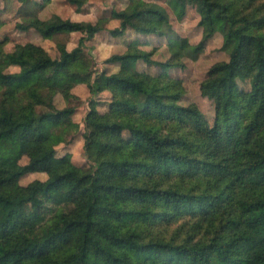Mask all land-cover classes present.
<instances>
[{"label":"trees","instance_id":"1","mask_svg":"<svg viewBox=\"0 0 264 264\" xmlns=\"http://www.w3.org/2000/svg\"><path fill=\"white\" fill-rule=\"evenodd\" d=\"M168 1L180 19L189 6L202 21L215 17L224 47H232L200 83L214 118L196 102L182 103L184 81L169 72L197 58L209 34L196 45L167 38L170 55L157 58L170 15L156 2L129 0L113 11L120 25L111 34L137 38L107 58L118 71L92 80L94 92L110 98L107 112L92 107L85 117L90 170L60 161L54 150L81 104L40 110L58 93L75 97L72 68L82 47L62 45L56 59L33 42L6 53L0 40V62L7 55L24 66L7 76L0 70V264H264V0ZM37 28L45 39L101 30L61 17ZM140 62L160 72L142 71ZM50 67L47 89L42 74ZM21 90L28 100L16 117L9 97ZM40 164L47 179L22 184Z\"/></svg>","mask_w":264,"mask_h":264},{"label":"rangeland","instance_id":"2","mask_svg":"<svg viewBox=\"0 0 264 264\" xmlns=\"http://www.w3.org/2000/svg\"><path fill=\"white\" fill-rule=\"evenodd\" d=\"M164 6L171 20L172 29L163 40L162 53L157 58L166 60L170 55L167 49V38L187 39L190 45L200 43L206 34L209 37L205 41L202 53L197 57H185L186 67L171 68L170 74L182 78L186 86V93L182 99L183 104L196 102L207 118L212 121L214 118V102L203 97L200 90V83L205 79L207 71L216 62L228 60L232 47H224V34L222 27L215 17L208 21H202L195 7L189 6L183 18H178L176 12L168 0H149ZM129 0H87L75 5L68 0H0V40H6V53L12 52L14 45L36 42L44 46L46 50L56 59L62 58L61 46L68 50L78 46L82 47L79 54V61L72 68V76L76 85L72 88L75 95L70 101L62 94L55 95L52 102L43 105L41 112L62 109L66 105L79 106L78 112L67 118L64 123L71 128V134L66 141L54 148L56 156L64 163L74 164L84 170L92 169L84 149V123L85 117L92 107L101 112H107L106 102L110 98L108 91L94 92L92 80L97 73L107 71L109 73L119 70L118 64L108 63L106 60L113 53L118 52L131 39L137 38L132 31L120 36H113L111 31L120 25V21L113 15V11H119L127 7ZM58 17L81 21L87 25L100 24L101 30L89 37L82 32H62L55 34L51 39H42L37 26H41ZM19 24L29 25L28 29H21ZM237 27L246 29L244 24ZM159 42V40H157ZM15 49V48H14ZM138 68L152 74L160 72V66L148 65L144 62L138 64ZM24 66L14 63L5 55L0 62V70L5 76L23 71ZM54 68L50 67L42 74L44 86L50 89L54 81ZM8 79L6 78L5 81ZM248 87L247 83H241ZM28 100L24 91L11 92L9 106L16 117H20V108ZM38 153L46 151L43 146H38ZM28 162L27 157L21 159V164ZM35 179L46 180L45 165L40 164L21 180L22 184H28ZM30 209V205L25 206Z\"/></svg>","mask_w":264,"mask_h":264},{"label":"crops","instance_id":"3","mask_svg":"<svg viewBox=\"0 0 264 264\" xmlns=\"http://www.w3.org/2000/svg\"><path fill=\"white\" fill-rule=\"evenodd\" d=\"M129 32V31H128ZM40 37L42 38V39H45L42 35H40ZM47 40V39H46ZM29 42H33V41H29ZM27 43V42H26ZM33 43H36V42H33ZM24 44V43H23ZM37 44V43H36ZM38 45H40V44H38ZM6 46V45H5ZM44 47V46H43ZM14 48H15V45H14V47H13V50H14ZM45 48V47H44ZM46 49V48H45ZM12 50V51H13ZM79 109V108H78ZM78 109H77V111L75 112V113H77L78 112Z\"/></svg>","mask_w":264,"mask_h":264}]
</instances>
